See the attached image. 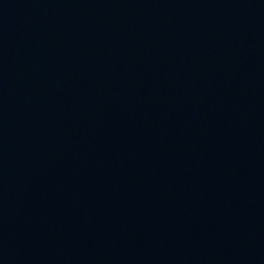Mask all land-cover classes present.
Returning a JSON list of instances; mask_svg holds the SVG:
<instances>
[{"label":"water","instance_id":"water-1","mask_svg":"<svg viewBox=\"0 0 264 264\" xmlns=\"http://www.w3.org/2000/svg\"><path fill=\"white\" fill-rule=\"evenodd\" d=\"M0 264H264V0H0Z\"/></svg>","mask_w":264,"mask_h":264}]
</instances>
